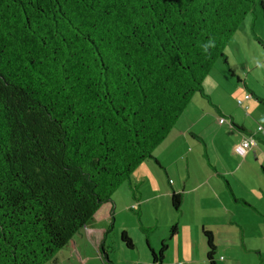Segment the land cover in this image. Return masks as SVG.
Instances as JSON below:
<instances>
[{
	"label": "trees",
	"instance_id": "obj_1",
	"mask_svg": "<svg viewBox=\"0 0 264 264\" xmlns=\"http://www.w3.org/2000/svg\"><path fill=\"white\" fill-rule=\"evenodd\" d=\"M255 1L0 0V264H57L120 184L137 190L131 173L159 164L153 151L194 93L210 103L202 80L218 57L227 63ZM170 199L178 209L179 195ZM174 235L172 224L156 251L147 246L150 264ZM202 235L216 264L212 233Z\"/></svg>",
	"mask_w": 264,
	"mask_h": 264
},
{
	"label": "crops",
	"instance_id": "obj_2",
	"mask_svg": "<svg viewBox=\"0 0 264 264\" xmlns=\"http://www.w3.org/2000/svg\"><path fill=\"white\" fill-rule=\"evenodd\" d=\"M214 85L216 88H219V86L221 87L219 84ZM249 98L250 96L240 99L242 100V105L246 108L248 106L247 104H243V101ZM210 100L212 101V106L218 111L215 117H204L205 112H202L195 119L191 121L188 120V125H185L184 128L178 126L179 123H175L176 127H173L165 138L166 140L164 139V145L167 141L183 140L189 147L190 156H187V159L184 157L186 161L180 163L179 166V163L176 161L181 158L183 159L181 152L180 154H176V159L170 160V162L168 161L169 163H163L160 160V156L156 154L160 166L164 165L163 168L166 175H171L172 173H169L170 168H173L175 172L173 177H178L179 180L174 182L173 179L171 183H169L170 179L166 181L169 188L164 191L153 188L154 191L150 197L164 198L162 201L164 208L162 209L165 219L160 221L155 220L156 225L152 228L153 230L149 235H145L144 237L146 243L145 249L137 247L136 252L132 251L129 253L131 256H122L124 260H120L121 263L150 264V255L147 246L156 251L160 241L168 237L170 226L173 223L175 225L178 224V226H176V234L178 235L180 231V218H182L186 219L188 224L189 222L191 223L190 219H193L195 224L191 223L192 225L189 224L188 229H182V237H180V239L174 240L173 243L168 242L164 258L160 264H207L204 237L198 233L199 223H201V234L203 229L209 230L212 233L215 245L216 264L217 258L222 264H240L238 262L239 257L234 259L231 257H222L220 249L225 250L224 252L230 251V254L233 253L231 250L236 252L240 251L243 257L249 255L248 251H252L259 257L253 264H264V227H261L260 220L255 217H253L252 220L249 219L247 223L246 220H242L245 215L253 216V212H255V214L258 213V208H256V206H258L257 203H261L264 199V181H261V178L258 177L259 174H257L258 168H260L264 174V147L260 144H264V133L257 130L259 126L264 128V120L254 117L258 120V124H256L254 122L255 119L252 117H245L242 115L236 117L233 112L230 114V112L225 109L226 106L221 102L213 101L211 98ZM214 120L218 121V124H213L215 123ZM231 121L243 127L244 130L235 129L230 124ZM193 135H197L203 139L208 158H210V155L207 139L211 141V144L215 147V155H218L219 163L221 164L220 169H218V167L216 168V164L210 162L208 166L211 173L202 181L197 178L192 179L193 170L190 168V166L192 167V158L198 157L199 151L202 153V145L198 140L194 141L195 138ZM245 138H252L256 144L250 145L246 149L244 155L240 156L235 153L233 148L234 145L240 143ZM220 152H226L227 158L223 159ZM161 153H164L162 149ZM229 155L233 157V163L229 160ZM140 166L141 164L137 168H142ZM140 172L142 173L140 177H148V173L144 171V169H141ZM214 176L217 177L215 178ZM143 179L144 178H140V180L136 182L138 187L141 183H144ZM205 185L208 187V190L204 193H200L199 189ZM257 185H259L260 193L256 190ZM224 186L227 191L223 188ZM172 193H176L180 197L179 208L174 209L171 206L175 213L173 216L179 217L178 221H173L172 213L165 205V202L168 203V199L171 205L170 198ZM138 195V198H134L135 200H132L131 204H129L130 206H128V203L121 204L120 206L116 205L115 211L113 206L103 205L101 209L104 210L96 211L94 217L86 223L79 233L74 235L68 244L58 251L57 264H120L110 259L112 238L109 235L112 230L107 234H105V231L110 223H112V229L113 227H118L120 232L125 231L128 234L125 229H121L123 226L117 223L119 214L124 211L128 212V210L135 209L133 212H135L136 219H139L141 223L140 213L139 211L137 212V210L140 209V206H142L143 202L148 198H145V200L143 198L139 199L141 196L139 191ZM113 202L116 203V200ZM186 205L188 210L186 209ZM205 205V208H212L210 213H214L217 217L214 226L208 224L210 227H205L206 222H199L198 218L195 216V211ZM200 211L201 210H199V212ZM258 214L260 216L262 215L260 213ZM187 231H189V234H185ZM252 234L257 235L254 236V241H251L249 238ZM173 239L174 236L169 238V241ZM175 242L177 252L171 254V247ZM219 245H222V248H218ZM102 248L105 249L107 254L105 258H108L109 261L105 260L101 252ZM196 248L198 251H196ZM128 249L134 250V245ZM166 255L169 256L167 260H165Z\"/></svg>",
	"mask_w": 264,
	"mask_h": 264
},
{
	"label": "rangeland",
	"instance_id": "obj_3",
	"mask_svg": "<svg viewBox=\"0 0 264 264\" xmlns=\"http://www.w3.org/2000/svg\"><path fill=\"white\" fill-rule=\"evenodd\" d=\"M263 3V7L259 5V0L255 1L254 8L251 10L244 19L238 24L235 32L232 34V36L227 41L223 52L226 56V62H224V59L221 57H218L213 65L211 66L208 74L203 78L202 80V88L203 91L207 94L208 97L216 102H221L227 109L230 114L233 112L236 117L245 116V117H258L259 119L264 120V69H259L257 67L256 61L261 60L264 61V0H261ZM233 72V73H232ZM214 84H219V88H216ZM214 85V86H213ZM211 90V91H210ZM209 92V93H208ZM251 94L250 98L243 101V104H247V108H243L244 106H240L236 103L237 99H242L244 94ZM252 102V105H251ZM254 104V106H253ZM251 106V107H250ZM237 108V109H234ZM202 112L204 113V117H215L218 113L216 109L212 106V101L210 103H207L206 99L203 98L198 92L194 93L193 97L189 100V103L183 110L180 117H178V120L176 123H179L178 126L181 128H184L185 125H188V120L195 119L198 115H200ZM203 115V114H202ZM255 119V118H254ZM215 121V120H214ZM256 124H258V120L255 119L254 121ZM187 123V124H186ZM213 124H218V121H215ZM227 124V123H226ZM176 127V124L175 126ZM233 128V127H232ZM225 138V137H224ZM168 139V138H167ZM166 140V139H165ZM208 140V151L210 158L207 159V156L203 155L201 151H199L198 157L192 158V167L190 168L193 170V178H197L199 180L205 179V177H208L209 173H211V170L209 171V163L216 164V168L220 169L221 164L219 163V157L216 154L215 155V147L213 144H211V141ZM194 141H197L194 139ZM261 146L264 147L263 143H260ZM165 146V147H164ZM221 146V145H220ZM164 151V153H161ZM182 153L181 156H183V159H178L176 161L177 163H184L187 159V156H190V150L189 147L184 143L183 140H172L167 141L164 145V142L160 144V146L153 151V156L156 157V154L160 156V160L163 163H167L170 160L176 159V154ZM161 153V155H160ZM222 154L223 159L227 158L226 152H220ZM186 157V159L184 158ZM229 160L233 163L234 159L232 156L229 155ZM168 162V163H169ZM209 162V163H208ZM164 166V165H163ZM163 166H160V164H157L153 160H146L141 162L142 168H136L130 175V185L135 183V189L134 193H132L133 188L132 186H127V181L120 184V186L113 192L112 199L113 201L116 200V203L113 202V209L116 210L115 206H120L121 204H131L132 200H135L134 197H132V194H134L135 197L138 198V191L141 194L139 199L148 198L145 200L140 206V209L137 210L140 213V220L136 219L134 210H128V212L124 211L123 213H120L117 218V223L119 225H122L123 227L121 229H125L128 232V236L131 238L134 250L128 249L124 243L120 241L118 227H113L110 237L112 238V252L110 259L113 261H116L120 264V260H124L123 257L131 256L129 253L132 251L136 252L137 247L141 249H145L146 243L144 241L145 235H149L153 229L145 230L146 228H154L156 225L155 220L160 221L165 219L164 218V211L162 208H164V205L162 203L163 199L162 197L159 198H153L152 192L154 191L153 188H156V190H166L169 188V185H167L166 181H169V183L172 182L174 179V182H177L179 180L178 177H173L174 175V169L170 168L171 175H166L164 172ZM141 169H144L148 173V177H140L142 174L140 172ZM257 174H259L258 177L261 178V181H264V174L260 168H258ZM255 174V173H254ZM256 175V174H255ZM215 178L217 176H214ZM140 178H144V183H141V185L138 187L136 182L140 180ZM224 185V183H223ZM208 187L202 186L199 189L200 193L206 192ZM225 190V186L223 187ZM256 190L258 193H260L259 185L256 186ZM227 191V190H226ZM136 194V195H135ZM136 198V199H137ZM166 201V200H165ZM165 205L167 209L172 213L173 221H178V216H173L175 213L174 210L171 208L170 200L168 199V203L165 202ZM207 205V204H206ZM200 207L199 210L195 211V216L198 218L199 222H206L205 227L214 226V222L216 221L217 217L214 213H210L212 208H205ZM258 206H256L257 212L262 214L261 216L255 212H253V216L245 215L242 220H246V223L249 221V219L252 220L253 217L260 220V225L263 228L264 227V199L261 201V203H257ZM134 206V205H133ZM103 206H100L97 210H104L101 209ZM197 208V206H196ZM186 209L187 205H186ZM194 215V214H193ZM170 218V216H169ZM181 219V222L179 224V234L174 235V239L168 242L173 243V241L176 239H180L182 237V229H188L189 224H195L193 219L191 220V223L189 224L186 222V219ZM174 224V223H173ZM199 229L198 233L201 234V223H199ZM178 226V224L176 225ZM169 234V232H168ZM185 234H189V231L185 232ZM254 236H257L256 234L250 235V240L254 241ZM202 237V236H201ZM219 237V236H218ZM222 237V236H221ZM220 237V240H221ZM142 238V239H139ZM217 244L218 241L216 240ZM259 243V242H258ZM175 244H172L171 247V254H174L177 252V249L175 247ZM205 244V243H204ZM222 248V245L218 248ZM227 248V247H226ZM196 251L198 249L196 248ZM225 250L220 249V254L222 257H231L236 258L239 257L238 262L240 264H253L256 259L258 260V255H255L254 252L248 251V256H244L243 254L238 251L231 250L233 253L230 254L229 252H224ZM115 255V256H114ZM168 255V254H167ZM165 256V260L169 258V256ZM123 256V257H122ZM264 258V255H263ZM221 260V259H220ZM234 261V260H233ZM235 262V261H234ZM222 264L218 261L217 258V264Z\"/></svg>",
	"mask_w": 264,
	"mask_h": 264
},
{
	"label": "clouds",
	"instance_id": "obj_4",
	"mask_svg": "<svg viewBox=\"0 0 264 264\" xmlns=\"http://www.w3.org/2000/svg\"><path fill=\"white\" fill-rule=\"evenodd\" d=\"M200 47L205 54H210V50L215 47V40L213 38H209L207 41L202 43ZM256 64L259 69H264V61L257 60Z\"/></svg>",
	"mask_w": 264,
	"mask_h": 264
},
{
	"label": "built area",
	"instance_id": "obj_5",
	"mask_svg": "<svg viewBox=\"0 0 264 264\" xmlns=\"http://www.w3.org/2000/svg\"><path fill=\"white\" fill-rule=\"evenodd\" d=\"M257 130H260L264 133V128H262L261 126H259ZM251 144H254L253 139H243L240 143L234 146V151L240 155H244L246 148Z\"/></svg>",
	"mask_w": 264,
	"mask_h": 264
}]
</instances>
